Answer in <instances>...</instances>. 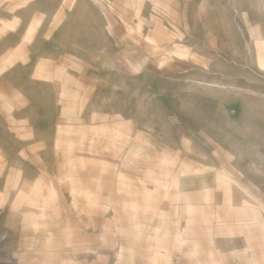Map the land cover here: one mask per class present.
I'll list each match as a JSON object with an SVG mask.
<instances>
[{"label":"rangeland","instance_id":"rangeland-1","mask_svg":"<svg viewBox=\"0 0 264 264\" xmlns=\"http://www.w3.org/2000/svg\"><path fill=\"white\" fill-rule=\"evenodd\" d=\"M0 264H264V0H0Z\"/></svg>","mask_w":264,"mask_h":264}]
</instances>
